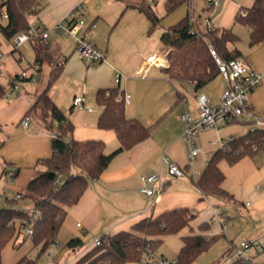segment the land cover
<instances>
[{"label": "crops", "instance_id": "crops-1", "mask_svg": "<svg viewBox=\"0 0 264 264\" xmlns=\"http://www.w3.org/2000/svg\"><path fill=\"white\" fill-rule=\"evenodd\" d=\"M80 1L85 3L82 11L85 19L97 26L91 41L104 52L103 61L86 62L80 59L75 51V38L64 36L52 29L53 25ZM142 1L149 4L158 17H162L158 31L152 37L146 33L149 28L147 18L135 7ZM160 1L159 4V0H40L31 15L27 16L30 26L40 27L48 32V37L43 42L47 44L54 59L62 61L58 75L48 86L47 93L71 122L73 139L101 140L105 143L106 154L119 147L112 130L97 127L101 108L95 100L99 89H108L115 85L121 92L129 95L125 105L126 116L151 127L147 139L129 150L118 153L100 177L89 182L77 204L68 208L59 231L65 237L61 242L66 244L72 238H80L83 242L84 235L96 236L90 246L83 243L80 251L72 252L68 248L60 251L56 264L74 262L93 247L100 234L102 236L128 230L141 219L156 217L176 208L194 211L195 218L190 222V226L205 238L215 236L217 241L229 236L227 252L231 254L238 245H232L233 239L229 232H245L250 238L249 241L263 238L264 154L254 158L242 157L232 165L225 161L220 162L219 168L225 176L221 186L233 196L234 202L227 203L204 196L192 183L198 177H192L182 137L184 123L181 115L184 112H188L192 117L197 115L196 92L189 83H172L167 79L163 68L166 65L168 50L160 43L159 37L165 28L187 14L191 16L198 31L204 32L206 16L203 11L207 4L204 0V6L199 9L196 0H187L176 9L179 10L176 19H167L165 22L164 18L174 14L176 10L165 16V0ZM242 7L249 6L239 5L233 0H224L221 10H214L215 7L209 10L210 27L229 29L232 32V26L236 22L235 16ZM246 28L247 33L242 39L232 32L238 40L230 44L229 48L236 47L241 54L240 58L252 69L262 72L264 42L250 46V29ZM0 41L1 49H7V53H20L22 46L14 49L10 41L3 38H0ZM23 46L32 50V61H27L20 53L15 62H26L27 66H30L35 62L34 50L30 42ZM2 50L0 51L4 53ZM151 57L155 59L154 64H149ZM5 59L1 73L5 72ZM49 72L50 68L43 64L32 85L29 83L20 86L10 97L4 95L0 98V209L9 206L16 195L24 193L33 172L36 169H44L38 161L50 158L52 154L53 131L46 128L35 113L28 114L38 94L47 86ZM116 74L120 75L117 84L114 83ZM6 75L8 79L12 77L10 74ZM219 77L223 81L222 92L226 84L220 75ZM184 86H187V94L182 92ZM200 91L212 103L216 99L219 101L221 92L216 97L210 87H204ZM75 97L83 98L78 106L72 104ZM247 101L249 110L264 119V81L248 94ZM25 117L29 118L26 126L22 124ZM224 124L217 129L202 130L204 135L212 132L211 139L208 136V143L203 140V143H200L197 140L199 132L195 136L194 142L200 152L194 160L193 170L199 174L211 153L231 138L244 135L256 127L252 119H237ZM204 135L201 139L205 140ZM202 152L203 158L198 159L197 169L195 163ZM167 163L185 168V175L181 178L168 175ZM9 171L15 172L12 180L6 176ZM152 174L160 175L161 191L153 197H148L141 194L138 188L140 177ZM21 206L25 209L31 207L27 202L21 203ZM220 215L225 217L223 221L220 220ZM200 225L207 226L199 230ZM236 233L237 231H234L233 235ZM254 263L264 264V254L256 256Z\"/></svg>", "mask_w": 264, "mask_h": 264}, {"label": "trees", "instance_id": "trees-1", "mask_svg": "<svg viewBox=\"0 0 264 264\" xmlns=\"http://www.w3.org/2000/svg\"><path fill=\"white\" fill-rule=\"evenodd\" d=\"M186 1L165 0V16ZM36 6V0H0V38L10 41L16 34L27 32V15L32 13ZM135 7L147 18L148 33L160 26L162 17H158L149 4L142 1ZM235 19L250 29V46L264 42V0H254L251 6L240 8ZM159 40L168 50L166 65L163 68L167 79L172 83H189L195 92L219 76L211 50L222 62L241 56L236 47L229 48L230 44L238 40L229 29L215 27L196 32L189 14L165 28ZM30 43L35 53V62L40 64L37 75L41 72L43 64L50 68V72L47 86L38 94L28 114H39L43 125L53 131L52 154L50 158L38 161L44 169H36L33 172L20 198L0 209V264L3 249L9 243L14 245L18 236L23 233L22 229L16 227L22 220L32 227L33 247H40L39 255L45 253L49 244L56 241L68 208L77 204L89 182L98 179L118 153L144 141L151 132V127L126 116L123 92L115 85L112 88L99 89L95 100L101 108L97 127L112 130L119 147L106 154L105 143L101 140L73 139L71 122L47 93L48 86L58 75V60L50 54L43 40L31 38ZM16 76L10 77V82L16 80ZM4 92L5 87L0 85V98L4 96ZM261 154H264V127H254L244 135L231 138L211 153L204 169L192 183L204 196L227 203L234 202L233 196L221 186L225 176L219 168L220 162L225 161L232 165L242 157L254 158ZM182 169L186 173V169ZM13 174L15 177L14 171ZM24 202L31 207L25 209L21 206ZM194 218L195 213L190 214L189 209L176 208L156 217L141 219L128 230L102 235L99 245H93L74 262L64 264H135L140 261L145 249L155 251L163 242L164 236L178 234L185 228L189 230V235L181 238L182 245L174 264H191L216 242L215 236L205 238L193 230L190 222ZM206 226L200 225L198 229L203 230ZM27 238L25 235V239ZM258 241V246H252L250 261L238 258L229 264H255L256 256L264 254V235ZM66 246L72 252H77L83 247V242L80 238H72L67 241ZM225 255L229 257L231 253ZM14 264H34V261L24 255Z\"/></svg>", "mask_w": 264, "mask_h": 264}, {"label": "built area", "instance_id": "built-area-1", "mask_svg": "<svg viewBox=\"0 0 264 264\" xmlns=\"http://www.w3.org/2000/svg\"><path fill=\"white\" fill-rule=\"evenodd\" d=\"M40 0H36L37 4ZM153 1V0H150ZM207 6L203 13L206 16L205 19V31L210 29L209 24V10L217 7L221 0H205ZM84 1H80L72 10L64 15L59 21H57L52 29L64 36L70 35L75 38L76 45L75 51L78 57L86 62H100L104 59V52L97 48L91 41V37L96 31V24L89 22L83 16ZM5 16V13L2 12ZM31 15V12L28 14ZM27 15V16H28ZM193 24V29L199 32L195 27L193 20L190 16ZM48 37V32L40 27H32L29 24L27 32L18 33L10 39V43L14 49H19L26 43L30 42L31 38H39L45 40ZM218 66L219 75L225 81V88L220 94L219 103H212L208 97L201 91L196 92V104L197 115L192 117L188 112H184L181 115V120L184 123L183 141L187 152L188 159L190 161V167L192 169V177H198L200 174L193 170L194 160L199 154L200 150L196 147L194 138L200 130L205 129H217L226 122L237 119H252L256 127H264V119L255 116L248 107V94L260 86L264 81V71L259 72L252 69L249 64L242 58L231 59L227 62L220 61L213 50L210 51ZM5 56L0 51V73L2 62ZM155 59L149 58V64H154ZM58 66L62 65V61H58ZM40 69L38 62H33L29 66V72L22 70L17 76L16 80L10 82L8 79V86L5 88L4 95L10 97L18 90L17 81H34L37 75V71ZM120 80V75H114V83L117 84ZM123 102L126 105L128 103L129 95L123 93ZM82 97H75L72 101L74 106H78L82 103ZM29 118L25 117L22 121L24 126L27 125ZM54 137V134H52ZM168 175L181 178L185 175L184 170L174 163H167ZM6 176L12 180L14 178L13 172L9 171ZM138 191L148 197H153L161 191V178L160 175H142L140 177V185ZM20 194L16 195L15 199H19ZM190 214H194V211H190ZM220 220H224V216H219ZM79 227L80 224L78 223ZM16 227L22 229L23 233L29 238H32V227L25 220L16 224ZM100 239L97 238L94 241V245H99ZM259 245V241H242L237 246L231 256L227 257L223 264H229L234 259L242 258L246 261H250L252 255V246ZM67 249L65 243L52 242L47 247L45 254L51 256L55 252H60ZM174 261H169L163 256H157L154 251L145 249L144 254L140 261L135 264H174ZM191 264H197L193 261ZM252 264V263H251Z\"/></svg>", "mask_w": 264, "mask_h": 264}, {"label": "rangeland", "instance_id": "rangeland-1", "mask_svg": "<svg viewBox=\"0 0 264 264\" xmlns=\"http://www.w3.org/2000/svg\"><path fill=\"white\" fill-rule=\"evenodd\" d=\"M203 1L204 0H196V5L198 6L199 9L201 8V6H204ZM160 2L161 1L159 0V4ZM223 2L224 0H221L220 4L217 7H215L214 10H219L222 7ZM233 2L239 5H242V6H250L253 0H233ZM177 11L179 10H176L174 14L172 13L170 16L165 17L164 21L166 22L167 19H172V18L176 19V16L178 15ZM220 12L222 13L223 11H220ZM157 31H158V28L154 29V31H152L151 33H148V29H147L146 33H148V36L152 37L155 35ZM232 32L237 34L239 38L242 39L247 33V28L244 25H242L240 22L236 21L234 22V25L232 26ZM2 49L1 50L4 51L5 53L6 59H5L4 64H6V67H5V72L0 73V85L7 87L9 84H8V77L6 74H10L11 76H13L16 73H20L21 69H24L29 72V66H27L26 62L19 64L15 62V60H17L18 57L20 56L19 54L22 53L26 57L27 61H32V50L31 49L28 50L26 46H22L20 48V53L18 51L7 53V49L5 48H2ZM2 66H3V63H2ZM222 82H223L222 79L219 76H217L214 80L206 84L204 87H210L214 91L215 96L218 97V95L220 94L222 90L221 89ZM17 83H18V87L25 86L26 84H29V83H31L32 85V81L30 82L29 81L28 82L17 81ZM183 88L184 89L182 90V92L187 94L188 92L187 86H184ZM213 103L218 104L219 101H217L216 99L213 101ZM36 116L39 118L40 115L36 114ZM202 135H204V133L202 132V130H200L199 137H198L199 139L197 140H199L200 143H203V142L208 143L207 141L208 136L211 139L212 132L209 131L207 132V134L203 136L205 140L203 138L201 139ZM202 158H203V152L200 153L199 157L196 160L195 164H196L197 169H198L197 161L198 159L200 160ZM223 165H225V163H223ZM234 231L235 232L237 231V233L233 235ZM229 233L231 235L230 237L233 239L232 245L237 244L239 246L240 242L250 240V238L247 236L245 232L240 233V231L238 230H233V232H229ZM187 235H189V232H188V229L185 228L178 234L164 236L163 242L160 244L159 247L156 248L154 253L157 256L163 255L169 261H174L182 245L181 238ZM95 236L96 235L94 234H89V235L87 234V235L82 236L83 243L85 244V246H90ZM100 236L101 234L99 235L98 238H100ZM227 237L229 238V236ZM227 237L226 238L222 237L219 240H217L206 252L199 255L196 258L195 262L197 264H223L224 260L227 258L225 254L228 253L227 251L229 249V243L227 241L228 239ZM61 240H65V237L62 235V233H59L57 236L56 242H61ZM39 250H40V247H33L31 239L29 238L25 239V234L22 233L18 236L17 242L14 246H13V243H9L3 249L2 254H1V264H14L19 258H21L24 255H26L29 259L33 260L34 264H56L55 261L59 255V252H55L51 256H47L45 253L39 255ZM38 255L39 257H37Z\"/></svg>", "mask_w": 264, "mask_h": 264}]
</instances>
